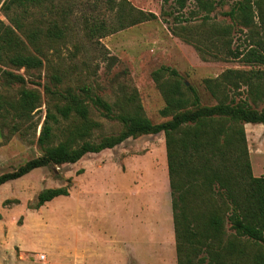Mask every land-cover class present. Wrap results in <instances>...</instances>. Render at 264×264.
Segmentation results:
<instances>
[{"label":"rangeland","instance_id":"obj_1","mask_svg":"<svg viewBox=\"0 0 264 264\" xmlns=\"http://www.w3.org/2000/svg\"><path fill=\"white\" fill-rule=\"evenodd\" d=\"M129 1L158 18L102 40L118 58L112 66L99 59L76 24L93 8L106 14L100 0L2 1L0 67L22 75L26 83L0 75V175L124 130L92 103H69L47 94L45 87L64 95H100L111 103L134 94L147 117L162 123L169 118L160 113L165 101L153 80L155 70L176 69L201 103L211 106L216 101L203 81L244 68L238 60L205 61L174 36L164 22L172 23L173 17L162 16L163 0ZM233 5L224 0L213 22L229 24L224 13ZM170 10L167 5L165 11ZM242 28H234L236 40L245 38ZM97 64L96 78L91 68ZM23 99L34 100L35 110L20 109ZM5 120L9 126L4 128ZM11 125L18 130L11 132ZM245 131L253 173L263 176L264 125L246 124ZM61 187L69 196L35 208L43 190ZM83 248L89 259L85 264H177L163 133L130 138L76 164L36 169L0 188V264H82Z\"/></svg>","mask_w":264,"mask_h":264},{"label":"trees","instance_id":"obj_2","mask_svg":"<svg viewBox=\"0 0 264 264\" xmlns=\"http://www.w3.org/2000/svg\"><path fill=\"white\" fill-rule=\"evenodd\" d=\"M100 1L106 5V14L93 8L76 24L99 59L112 66L118 58L110 55L102 40L158 16L129 0ZM229 1L234 5L224 16L230 23L222 24L213 22L212 14L224 0H163L162 16L173 17L172 23L164 19L169 30L193 46L203 60L243 64L244 68L227 69L203 81L216 104L203 105L197 90L187 86L176 69L166 66L152 74L165 101L160 113L169 118L162 123L147 117L134 94L111 103L100 95H64L45 87L47 94L69 103H92L124 130L100 143H84L70 153L54 151L29 160L0 175V188L36 169L76 164L88 154L114 149L130 138L163 133L177 264H264V175L253 173L245 131L246 124L264 125V0ZM69 11L74 14L71 7ZM236 26L247 30L244 39H235ZM99 67L91 68L96 78ZM1 74L26 83L22 75L0 67ZM17 106L29 111L36 108L30 99ZM2 126L8 127V122ZM16 130L18 126H10L11 132ZM62 196H69L68 189H45L35 208Z\"/></svg>","mask_w":264,"mask_h":264},{"label":"crops","instance_id":"obj_3","mask_svg":"<svg viewBox=\"0 0 264 264\" xmlns=\"http://www.w3.org/2000/svg\"><path fill=\"white\" fill-rule=\"evenodd\" d=\"M89 155V154H88ZM87 156V155H86ZM131 257V256H130ZM81 262H82V264H85V263H87L88 262V255H87V253H85V251H84V248H83V250H82V254H81ZM123 261H125L126 262V259L124 258V260Z\"/></svg>","mask_w":264,"mask_h":264},{"label":"built area","instance_id":"obj_4","mask_svg":"<svg viewBox=\"0 0 264 264\" xmlns=\"http://www.w3.org/2000/svg\"><path fill=\"white\" fill-rule=\"evenodd\" d=\"M43 258H45V256H43Z\"/></svg>","mask_w":264,"mask_h":264}]
</instances>
